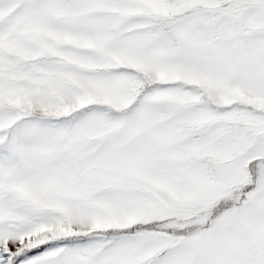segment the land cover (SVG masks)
<instances>
[{
    "label": "snow or ice",
    "instance_id": "snow-or-ice-1",
    "mask_svg": "<svg viewBox=\"0 0 264 264\" xmlns=\"http://www.w3.org/2000/svg\"><path fill=\"white\" fill-rule=\"evenodd\" d=\"M0 264H264V0H0Z\"/></svg>",
    "mask_w": 264,
    "mask_h": 264
}]
</instances>
